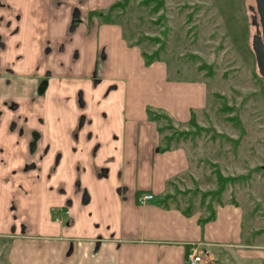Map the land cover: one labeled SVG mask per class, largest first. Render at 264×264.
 <instances>
[{
    "label": "crops",
    "instance_id": "1",
    "mask_svg": "<svg viewBox=\"0 0 264 264\" xmlns=\"http://www.w3.org/2000/svg\"><path fill=\"white\" fill-rule=\"evenodd\" d=\"M114 1L0 0L8 264H186L196 242L208 264H264L261 235L239 200L216 204L203 222L200 208L185 214L155 201L191 163L181 145L162 149L148 107L178 122L197 106L181 104L183 81L168 79L160 59L147 63L119 22L89 15ZM142 191L155 199L139 202Z\"/></svg>",
    "mask_w": 264,
    "mask_h": 264
},
{
    "label": "rangeland",
    "instance_id": "2",
    "mask_svg": "<svg viewBox=\"0 0 264 264\" xmlns=\"http://www.w3.org/2000/svg\"><path fill=\"white\" fill-rule=\"evenodd\" d=\"M251 6L256 8L255 0H164L163 8L153 13L150 5L132 0L125 11L116 9L103 17L119 22L128 40L141 38L138 44L146 52L162 44L158 59L168 65L167 78L183 81L181 104L197 106L192 109L200 125L197 129L188 120L175 122L170 115L172 121H159L171 123L161 132L162 147L165 135L181 130L170 145L183 146L190 158V170L175 182L178 189L216 188L215 168L223 175L243 174L239 181L226 185L220 200L234 197L240 201L246 209V225L259 230L264 246V85L252 45ZM203 87L208 92L205 100L199 92ZM221 105L231 110L222 111ZM232 115L238 123L228 118ZM190 196L195 208L206 214L199 193L179 194L181 207ZM9 240L0 237V264H8L4 248Z\"/></svg>",
    "mask_w": 264,
    "mask_h": 264
},
{
    "label": "trees",
    "instance_id": "3",
    "mask_svg": "<svg viewBox=\"0 0 264 264\" xmlns=\"http://www.w3.org/2000/svg\"><path fill=\"white\" fill-rule=\"evenodd\" d=\"M132 0H115L114 2H112L108 8L106 10H90L89 11V15L93 16V15H107L109 14L110 11L113 10H120L121 12L125 11V9L127 8V6L129 5V3ZM139 4H143L145 6H149L150 5V11L155 13L160 11L163 8V3L164 0H137ZM162 16H159L156 21H160V18ZM114 20V19H113ZM145 37H149L151 40L153 41H159L160 38L159 36H148L147 34H144ZM142 37V36H141ZM141 38L132 41L130 40V43H140ZM161 46H159L158 48H156L155 50L151 51V52H146L144 50H142V53L146 59L147 63L152 62L155 59L160 58L159 52L161 49H163V45L160 44ZM220 109L223 110H231L230 106H226V105H221ZM148 115L151 119L155 120L158 123V130L160 132H163L166 128L171 127V123L168 121L165 124H160L159 121L161 118H165V119H169L170 121H172V118L169 116L168 113H166L163 110L160 109H156L153 107H148ZM228 118L233 119V121H236V123H238V118L236 115H232V116H228ZM189 126H195V128H199L200 125L198 124L197 120H196V116L195 113L192 112L191 117L189 118V120L187 121ZM181 130H174V132L167 134L164 136V139L166 141V144L162 147V149H167L169 148L170 142L174 139L176 132ZM189 131V130H186ZM216 175H217V183L218 185L216 186V188H212V189H207V190H200L199 188H195V189H186L184 191H181L180 189H178L176 183L173 184V182H171V184H173L172 186H174L175 190L172 191H168L165 194H163L162 196H159L155 199V201L161 205H163L164 207H170L171 205H175L179 208L182 209V211L185 214H190L194 209L195 206L192 203V196H190V198L188 199V202L185 206L181 207L177 197L179 194H184L191 191V194H200V205L202 207H204L207 210L206 214H203L200 216L199 221L203 222L209 219H212L215 216V205L213 204L214 201L218 203H222V201L220 200V197L223 193V191L226 189V185L230 182H234V181H239L240 179H242L244 176L243 174H239V175H223L218 169H214ZM177 188V189H176ZM230 202L233 203H237V199L232 197L230 199Z\"/></svg>",
    "mask_w": 264,
    "mask_h": 264
},
{
    "label": "built area",
    "instance_id": "4",
    "mask_svg": "<svg viewBox=\"0 0 264 264\" xmlns=\"http://www.w3.org/2000/svg\"><path fill=\"white\" fill-rule=\"evenodd\" d=\"M155 199L154 193L150 191H142L137 194L139 202H146ZM207 251L203 247V243H190L186 252V264H208L206 260Z\"/></svg>",
    "mask_w": 264,
    "mask_h": 264
},
{
    "label": "water",
    "instance_id": "5",
    "mask_svg": "<svg viewBox=\"0 0 264 264\" xmlns=\"http://www.w3.org/2000/svg\"><path fill=\"white\" fill-rule=\"evenodd\" d=\"M257 1V7L259 10V16H260V23L262 26V34L261 36H254L253 38V50L255 52L257 66L259 69L260 74L263 78V85H264V0H256ZM253 7L251 6V9ZM252 23L257 25L258 22L256 21V16H252Z\"/></svg>",
    "mask_w": 264,
    "mask_h": 264
},
{
    "label": "flooded vegetation",
    "instance_id": "6",
    "mask_svg": "<svg viewBox=\"0 0 264 264\" xmlns=\"http://www.w3.org/2000/svg\"><path fill=\"white\" fill-rule=\"evenodd\" d=\"M256 2V8H253V13H252V16L255 15L256 16V21L258 22L257 25L254 24V27H255V33L253 34V37L256 35V36H261L262 32V26H261V23H260V16H259V10H258V7H257V1L255 0ZM258 17H259V20H258ZM80 20V14H79V10L76 8L74 9V12H73V20H72V23H76V22H79Z\"/></svg>",
    "mask_w": 264,
    "mask_h": 264
}]
</instances>
